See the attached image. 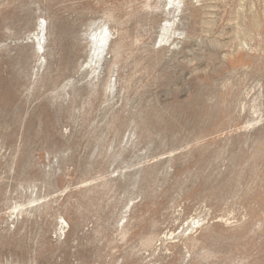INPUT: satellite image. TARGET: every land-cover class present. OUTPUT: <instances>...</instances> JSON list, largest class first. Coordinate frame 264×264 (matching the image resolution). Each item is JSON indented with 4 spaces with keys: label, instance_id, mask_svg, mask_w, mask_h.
I'll list each match as a JSON object with an SVG mask.
<instances>
[{
    "label": "rangeland",
    "instance_id": "obj_1",
    "mask_svg": "<svg viewBox=\"0 0 264 264\" xmlns=\"http://www.w3.org/2000/svg\"><path fill=\"white\" fill-rule=\"evenodd\" d=\"M0 264H264V0H0Z\"/></svg>",
    "mask_w": 264,
    "mask_h": 264
},
{
    "label": "bare ground",
    "instance_id": "obj_2",
    "mask_svg": "<svg viewBox=\"0 0 264 264\" xmlns=\"http://www.w3.org/2000/svg\"><path fill=\"white\" fill-rule=\"evenodd\" d=\"M96 34H92V36L95 38V42H94L95 47H94V55L91 58V62L94 60V58L97 59L99 58L100 55H102L103 50L106 49L110 35L107 28H102L100 33L98 35ZM41 38H38V45L40 49H42Z\"/></svg>",
    "mask_w": 264,
    "mask_h": 264
}]
</instances>
